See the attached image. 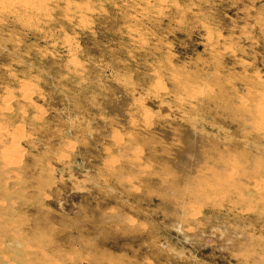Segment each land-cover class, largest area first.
Masks as SVG:
<instances>
[{
    "label": "rangeland",
    "instance_id": "374dc122",
    "mask_svg": "<svg viewBox=\"0 0 264 264\" xmlns=\"http://www.w3.org/2000/svg\"><path fill=\"white\" fill-rule=\"evenodd\" d=\"M0 264H264V0H1Z\"/></svg>",
    "mask_w": 264,
    "mask_h": 264
},
{
    "label": "bare ground",
    "instance_id": "6f19581e",
    "mask_svg": "<svg viewBox=\"0 0 264 264\" xmlns=\"http://www.w3.org/2000/svg\"><path fill=\"white\" fill-rule=\"evenodd\" d=\"M1 1V0H0ZM7 1H11V0H7ZM30 1V0H29ZM24 3V2H23ZM30 3V2H29ZM13 4V3H12ZM26 5V2L24 3ZM8 5V4H7Z\"/></svg>",
    "mask_w": 264,
    "mask_h": 264
}]
</instances>
